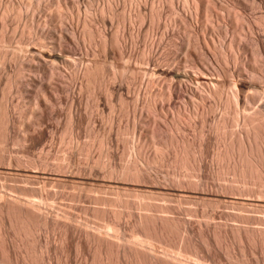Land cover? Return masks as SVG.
Segmentation results:
<instances>
[{
  "label": "bare ground",
  "instance_id": "1",
  "mask_svg": "<svg viewBox=\"0 0 264 264\" xmlns=\"http://www.w3.org/2000/svg\"><path fill=\"white\" fill-rule=\"evenodd\" d=\"M43 1L0 0L2 7L0 43L12 42L16 33L20 43L27 46L29 42L30 45L34 42L39 46V48H36L37 45L28 46L29 48L25 46V50L23 49L25 53L21 51L22 54L0 50V177L4 179L19 174L24 176L23 179H27V184L30 181L33 184L40 183L38 187L15 185L10 187L14 195L17 193L25 199L26 197L30 200L33 199L31 197L39 199L35 198L32 203L29 202L31 205L22 204L21 199H16L17 195L16 198L13 197L14 195L10 198L8 195L7 198L1 193L3 190H0L5 197L0 200V264H45L42 250L49 253L55 247L53 245L49 247L46 241L42 244L44 249H40L41 245L37 246L43 240H40L39 232L37 236L36 230L42 228L46 232H57L59 236L61 244L58 256L53 255L57 257L54 264H264V216L215 210L202 212L200 207L198 210L197 207L182 208L181 206L183 203L195 202H208L213 205L225 203L226 207L227 204H239L247 213L254 212L253 208L262 209L264 212V102L254 110L253 107H249L253 112L237 119L243 130L234 132L230 129L232 116L230 119L229 116H217L218 111L214 113L215 110H223L229 115L227 110L233 104L245 110L249 103L252 105L259 99L257 97L259 92H255L254 95L247 91L259 90L262 85L259 84L260 81L264 85V0H227V2L195 0L190 6L188 0H157L158 3H155L158 4V9H152L150 12L146 6L147 0H136V10L127 17L126 21L135 24L137 20H141L152 34L150 39L143 41L141 53L136 49L140 61L146 65L143 71L142 68L140 69L141 65H134L136 68L139 67L144 75L142 77L140 73L142 78L140 77V84L137 83L141 88L139 91L138 88L136 90L139 92L138 100L141 108L133 105V112L131 111L133 123L129 121L124 127H120L122 126L120 124L118 127L115 126L117 127H114L115 129H112L115 124L110 128H108L110 124L105 126L107 120L113 124L112 118H109L111 113L108 117L103 114L109 107L105 104L109 101L113 102L121 108L120 110L127 112L128 101L133 98V95L129 96V83L132 81L129 82L131 77L127 78L124 74L132 67L129 66L130 60H128L126 63L129 65L127 67L125 63L123 68L127 69L122 74L123 68L119 69L122 62L119 61L123 57L127 60L135 56L133 39L129 41V38H126L128 34L124 33L125 30L128 31L129 26L121 34L119 30L113 33L115 25L120 26L119 24L125 23L126 19L123 14L120 13L121 16L119 14V0H105V6L101 8L98 6V11L91 8L96 0ZM250 5L260 8L261 14L259 16L255 14L258 17L245 16L244 11ZM48 9L50 11L46 12ZM167 13L172 14L169 15V19ZM12 18L17 19L16 23ZM5 21L9 22L10 26L15 24L11 34H8L7 28L5 31L8 33L3 32ZM135 26L140 30L141 25ZM179 27L187 33L184 39V36L182 37L181 42L176 40L177 37L181 39V36L176 34ZM243 31H247L252 37L249 41L251 42L250 54L248 53L250 57L247 56L248 61L243 60L244 62L241 63L243 58H240L239 51L250 48L239 37L244 33ZM136 42H139L138 39ZM174 46L178 47L179 53L176 52L177 49H173ZM181 51L185 55H180ZM81 55H86L87 59L93 58L91 62L88 60L90 63L86 61V64H83L84 62L81 61L84 59H80ZM98 56L101 58L97 59ZM188 66L194 69L196 75L191 73L192 69L191 71L186 69ZM134 72L136 73L135 69ZM147 73L149 76L145 77ZM123 75L128 80L122 78ZM134 76L136 79L140 75L136 73ZM133 82L136 83L134 80ZM148 85L151 88L146 89ZM227 87L232 88L231 92L225 91ZM13 91L17 93L16 96L14 95L16 98L18 94L26 97L24 99L29 98L30 105L23 99L29 107L26 108L22 100L18 101L21 99L19 96L18 100L12 97ZM102 91L109 96L110 100L107 102L104 100L107 97L103 96ZM52 94L66 96L67 99L63 100L65 103L67 101L66 106H68L66 127L64 128L60 123V126L53 127V132L63 133L66 137L68 135L69 141L68 138L67 141L70 143L68 146H73L66 149V155L63 153L65 156L62 155L65 163L56 162L59 166L56 163L54 166L53 163L52 166L55 168L52 167L53 170L50 172L48 166L52 161H48L49 153L43 151V154L41 151L42 155L36 157L31 148L40 145L47 136L50 137V131L47 129L49 124H56L55 120L62 115L60 112L61 114L53 119L54 123L51 122V114L55 115L56 111L52 112V109L50 111L49 105L52 106V103H56L59 99ZM88 100H93L92 103L96 101V107L99 106L101 111L99 116L95 111L94 113L90 111V114L89 111H84V107V110L82 109V105L86 106ZM262 100H264L263 96ZM59 105L56 108L59 109ZM92 105L90 104L91 107ZM23 106L26 109L22 110ZM110 107L113 105L111 104ZM232 108L231 110L235 109ZM111 109L113 111V108ZM48 111L51 113L48 114ZM87 113L96 114V117L88 116ZM144 114L149 120L143 122L141 118ZM27 115L30 121L25 120ZM48 115H51V118L47 117ZM183 115L189 118V123H183ZM46 118H50L49 124L48 122L46 124ZM60 119L59 117L58 120ZM84 122L86 126L91 125L90 130L82 126ZM142 122L145 123V129ZM16 124L21 125L22 129L18 125L17 127L23 131L22 134L18 133L19 129L15 132ZM191 130L193 138L186 136V133L183 134ZM171 131L177 134L171 135L169 133ZM212 132H215V135H212ZM126 133H133L132 137L135 134V140H129L131 143H128L126 152L122 151L132 159L127 164L126 162L121 164L119 155L122 153L116 151L118 144L114 136L116 135L117 138L118 135L119 138ZM83 134L91 138L89 139L91 143L80 142ZM51 137L54 138L53 135ZM63 139L66 143V139L64 137ZM144 140L149 141L155 152L149 154L147 151L148 155L145 153L148 148ZM12 145L19 146L17 152L21 157L23 156L22 158L9 152L15 149H10ZM96 145L101 150L99 156L86 157ZM45 146L49 148L51 145ZM53 146L54 143L52 149ZM48 148L47 151H50ZM54 148L56 149L55 146ZM77 152L86 155L78 159L80 157H76ZM55 156L54 158H57ZM57 156L58 160L59 157H61L60 161L63 160L62 156L58 154ZM209 156L219 163L214 169L209 165L211 162V158L207 159ZM54 158L52 160H55ZM84 158L88 160L85 161ZM77 159L83 160V163L78 162L76 170L74 165ZM207 160L210 162L208 163ZM140 162L144 165L142 166ZM152 164L154 166H151ZM155 164L158 167H173V171L179 170L180 173H184L180 171L184 170L196 180L194 182L190 178L193 183L188 182L187 179L185 181L184 178L180 180L181 177L177 172L179 180L174 184H168L162 181L163 176L159 172L149 170L155 168ZM221 181L225 183L232 181L242 185L235 186L236 183L235 185L231 183L234 185L231 186L222 184ZM250 183H256L258 188L255 189V185H251L253 188L250 186L247 188ZM47 185L63 188V191L68 185L79 186V190L80 186L83 188L86 186L89 192L98 191V193L106 189L108 195L101 193L102 195L92 196L93 193H89L90 197L88 193L84 195L83 192H78L77 187L75 189L74 186L71 187L76 193L75 191L66 193L62 192V189L57 190L58 188L50 190L49 187L46 188ZM233 194L241 197L237 200ZM152 196H159L167 201L175 197L177 201L174 202L182 204L180 207L171 203L148 201ZM250 196L256 197L255 200H251L253 197L248 198ZM129 197H135L139 201L133 202L134 200L131 201ZM63 199L82 204L88 200L93 204L101 205L98 208H91L79 203V205L74 204L76 206L72 210L91 215L100 222L101 228L106 232L98 233L99 229L91 231L92 227L87 228L83 222L75 224L79 213L76 216L72 210L62 208L63 205L59 207L55 203L58 210H54L55 207L50 201L53 203L60 201L58 203L61 205ZM48 204L53 207L51 205L48 207ZM198 216L207 219L218 217L226 222L222 223V226H215L210 222L195 223L196 221L191 220L192 217ZM228 221L237 222L239 225H236L237 223L230 225ZM81 224L86 228H82ZM253 224L263 228H258L259 226L254 228ZM29 237H32V242H29L31 241ZM47 242L52 243L49 240ZM73 254L79 255L76 258L80 259H75Z\"/></svg>",
  "mask_w": 264,
  "mask_h": 264
},
{
  "label": "rangeland",
  "instance_id": "2",
  "mask_svg": "<svg viewBox=\"0 0 264 264\" xmlns=\"http://www.w3.org/2000/svg\"><path fill=\"white\" fill-rule=\"evenodd\" d=\"M37 1H38V0H37ZM39 1H43V0H39ZM44 1H45V0H44ZM44 1H43V2H44ZM122 1H123V0H119L120 10H121V11L119 10V14H120V13L123 14L124 18H126V19H125V23H123V24H119L120 26H118V25L116 24V25H115L116 27L113 28V30L115 29V30H114L115 32H113V31H112V32L115 34L116 31L119 30L118 32H119V34H121V33L125 30V28H127V27L129 26V27L127 28L128 31L125 30L124 33H125V35L128 34V35H130V36L132 35V37H133V38H132V37H130V36H128V35H127L128 37L126 36L127 39L129 38V39H128L129 41H130V39H131V40L133 39V42H134V43H132V44H133L132 47L134 46L133 48H134V54H135V56L132 57V58H127V60H126V57H123V58L120 59L121 61H119L120 63L122 62L121 64L119 63V64H120V65H119V69H122L123 66H125V65L127 64L126 62H127L128 60H130V62L128 61V63H129L130 65L127 64L126 66L128 67V65H129V66H131L132 68H131V69H128L129 71H128V72L126 71L127 73L125 72L127 75L124 74V71L127 69L126 67H125V69L123 68V71L121 70V72H122V74H124L127 78H128V77H131V79H130V78H129V80L126 79V77H124V75H123V77H122V76H121V77H122V78H125V79L128 80L129 82L132 81V83H129V86H130V87H129V93H130L129 96H130V95H133V98H132V99L130 98L131 100L129 99V101H128V102L130 103L131 106H129V103H128V109H129V110L127 109V112H128V113H127L126 111L124 112L123 110H120L121 108H119V106H118L117 104L115 105V103L113 104V102L111 103L110 101L107 102L108 100H110V99L108 98L109 96H107V94H106L104 91H102V92L104 93L103 96L106 95V97H107L106 99L104 98V100L107 102L105 105H106V107L109 106V107H107V109L105 110V112H103V114H104L105 117H108V115L111 113L110 116H109V118H110V119L112 118L111 121H112V123H113V124H111L110 120H107L105 126H108V125L110 124V125L108 126V128H110L111 125L113 126V125L115 124V125L112 127V129H113L115 126L118 127L120 124L122 125V126H120V127H124L129 121H130V122L132 121L131 123H133V119H132L133 105H137L138 107L141 108V105L139 104V103H140V100H138V98H139V92H138V91H139V89L141 88L140 85H139V84H140V77H141V74H140V73H142V71H143L144 67H146V65H145L143 62L140 61V59H139V58H140L139 52L141 53L142 46H143V43H144L143 41H145L146 39H147V40L150 39L149 37H150V34H151V32L147 30V27H146L145 22H143V21L141 22V20H137V22L139 21V23L135 22V24H134V23H131V24H130V23H128L129 21H126V20H128L127 17H128L129 15H131L133 12H135V10H136V9H135V8L137 7V6H136V0H133V1H131V0H128V1L125 0V1H123L124 3H123ZM129 1H130V2H129ZM148 1H149V3H148ZM182 1H183V0H182ZM189 1H191V0H188V5L190 6V3H191V5L194 4L193 1H195V0H192L191 2H189ZM225 1L227 2V0H225ZM94 2H95V3H94L95 5L92 3L93 5L91 4V5H92L91 8H93V10L96 9V11H98V10H99V7H98V6H100V8H101L102 6H105V3H104V2H106V1L103 0V2H102V0H98V1L96 0V1H94ZM98 2H99V3H98ZM155 2H157V0H147V2H146V6H147L149 12H150L152 9H153V10L158 9V4H156ZM96 3H97V4H96ZM147 3H148V5H147ZM157 3H158V2H157ZM122 4H123V5H122ZM124 4H125V5H124ZM151 4H152V6H151ZM121 5H122V6H121ZM155 5H157V6H155ZM93 6H94V7H93ZM124 6H125V7H124ZM135 6H136V7H135ZM251 6H252V5L248 6L247 9L244 11V13H246L245 16H247V17H249V18H252L251 15L253 16V18H254V17H258L259 14H261V10H260V8L257 7V6H252V7H251ZM95 7H96V8H95ZM122 7H124V8H122ZM155 7H156V8H155ZM254 7H255V8H254ZM121 8H122V9H121ZM248 8H250V9H248ZM258 8H259V9H258ZM149 9H150V10H149ZM1 10H2V7L0 6V11H1ZM132 10H133V11H132ZM248 10H250V11H248ZM254 10H255V11H254ZM48 11H50V9L46 10V12H48ZM235 11H239V10H235ZM253 11H254V12H253ZM122 12H124V13H122ZM239 12H240V11H239ZM239 12H238V13H239ZM251 12H252L253 14H252ZM258 12H259V13H258ZM121 14H120V16H121ZM248 14H249V15H248ZM255 14L258 15V16H256ZM83 15H85V12H84ZM169 15L172 16V14H170V13H167V14H166V16H167L168 19H169ZM123 16H122V17H123ZM12 19H13V18H12ZM13 21H15L14 23H16L17 19L15 18V20L13 19ZM140 22H141V23H140ZM5 23H6V26H5V28H3V29H4L3 32H4L5 29L7 28L6 31L9 30V31H8L9 33L6 32V31H5V32L8 33V34H11V33H12V29H13L12 27H14L15 24L13 23V25L10 26V23H9V22H6V21H5ZM7 24H8V25H7ZM124 24H125V25H124ZM121 25H124V26L122 27ZM130 25H131L132 27H131ZM135 25H137L138 27H139V25H141L140 28H139L140 30H138V28H137ZM142 25H143V26H142ZM117 26H118L119 28H118ZM120 27H122V28H121L122 30L120 29ZM130 27H131V28H130ZM135 27H136V28H135ZM142 27H144V28L142 29ZM0 30H1V28H0ZM120 30H121V31H120ZM130 30H131V31H130ZM141 30H142V31H141ZM179 30L181 31V34H180V31H179ZM179 30H178V28H177V30H176L177 33H176V34L179 35V36H181V37H180L181 39H179V37H177L178 39H176V40L179 41V42H181V41H183V39L185 38V35H187V33L185 32V30H183V28L180 29V27H179ZM129 31H130L132 34H131ZM137 31H140V33L137 32ZM127 32H128V33H127ZM184 32H185V33H184ZM243 32H244V33H243V34H240L239 37H241V38H242L241 41H243V42H244L246 45H248V47H250V48H247V49H249V51H247L246 48H245V49L243 48L244 51H245V50L247 51V53L244 52L243 49L240 50V51H242V53L239 51V56H240V58H241V57L243 58V59L241 58V59H242L241 63L244 62L243 60L248 61V60H247V56H249V54H250V49H251V42H249V41H251L250 39H251V37H252V35L249 34V33H248V34H249V37H248L247 31H243ZM13 33H14V32H13ZM134 33H136V34H134ZM138 33H139V34H138ZM141 33H142V34H141ZM148 34H149V35H148ZM12 35H13V34H12ZM14 35H15V38L13 39L12 42H10V43L1 42V43H0V50H2V51H8V52H14V51H15V52H17V53H21V51H22V53H23V52L25 53V51H23V49L26 48V47H27V48H29L30 46L35 47V46L37 45L36 48H39L38 44H35L34 42H31V45H30V42H29V44H28L27 46H26V44H24V43H23V44H24V45H23L22 43H20V39L17 38V37H18V34L14 33ZM143 35H144V36H143ZM151 35H152V34H151ZM135 36H136L137 38H136ZM183 36H184V37H183ZM242 36H244V37H242ZM145 37H146V38H145ZM182 37H183V39H182ZM139 38H141V39L139 40ZM246 38H247V39H246ZM15 39H16V40H15ZM135 39H136V41H137V39H138L139 42H136ZM17 40H18V42H17ZM246 40H247V41H246ZM141 42H142V44H141ZM247 42H248L249 44H248ZM135 43H136V44H135ZM138 43H139V44H138ZM4 45H5V46H4ZM9 46H10V47H9ZM18 46H19V47H18ZM25 46H26V47H25ZM28 46H29V47H28ZM13 47H14V49H13ZM22 47H23V48H22ZM177 48H178V47L174 46L173 49L175 50V49H177ZM8 49H9V50H8ZM20 49H21V50H20ZM136 49H137L139 52H138ZM24 50H25V49H24ZM18 51H19V52H18ZM179 51H180V50H178V49L176 50V52H178V53H179ZM22 53H21V54H22ZM180 53H181L180 55H185L183 51H181ZM248 53H249V54H248ZM242 55H243V56H242ZM81 56H82V55H81ZM81 56H80V57H81ZM85 56H86V55H83V56L80 58V59H84L85 61H84V60H82V61L80 60V61H81L82 63L84 62L83 64L90 63V62H91V59H92L93 57L90 58V59H87V58H86L87 56H86V57H85ZM138 56H139V57H138ZM244 56H245V57H244ZM90 57H91V56H90ZM135 57H136V58H135ZM249 57H250V56H249ZM249 57H248V58H249ZM88 58H89V56H88ZM100 58H101V57H99V56L97 57V59H100ZM124 58H125V61H124ZM78 59H79V56H78ZM137 59H138L139 61H138ZM88 60H89L90 62H89ZM135 60H136V61H135ZM86 61H87V62H86ZM132 61H133V62H132ZM85 62H86V63H85ZM131 62H132V63H131ZM134 62H135V63H134ZM137 62H138V64H137ZM139 62L142 63V64H140ZM125 63H126V64H125ZM134 65H135V66H136V65H139V66L141 65L140 69L142 68V71L139 70V67L136 68ZM142 65H143V66H142ZM144 65H145V66H144ZM120 66H121V67H120ZM134 67H135V68H134ZM189 68H190V69H189ZM134 69H135L137 75H140L139 77H138V76L136 77L137 81H136L135 76H134V75H136V73L134 72ZM186 69H188V70L191 71L192 68L188 66V67H186ZM131 70H132L133 72H131ZM137 70H138V71H137ZM192 71H193V72H192ZM192 71H191V73H192L193 75H196V74H195L196 72L194 71V69H192ZM121 72H120V70H119V73H121ZM129 73H130V74H129ZM132 73H133V74H132ZM122 74H120V75H122ZM128 74L131 75V76H129ZM132 75H133V76H132ZM147 76H149L148 73L145 75V77H147ZM142 77H144L143 73H142ZM142 77H141V78H142ZM138 78H139V79H138ZM125 79H124V80H125ZM133 80H134L136 83H134ZM137 82H139V84H138ZM130 84H132V85H130ZM133 84H135V85L133 86ZM259 84H260V85H261V84L263 85V83H262L261 81H260ZM137 85H139V87H138ZM262 85L260 86L259 90H263V86H264V85H263V86H262ZM131 86H133V87H131ZM134 87H135L136 89H135ZM148 87L151 88V86L148 85V86L146 87V89H147ZM261 87H262V89H261ZM131 88H132V89H131ZM137 88H138V91H136ZM134 89H135V91H134ZM149 90H151V89H149ZM149 90H146V92H149ZM231 90H232L231 87H229V89H228V87H227V89L225 88V91H226V92H231ZM259 90L255 91V90H252V89H251V90H250L251 92H249V90L247 91L248 93H253L254 95H256V93L259 92V93L257 94V97H258L259 99L257 98L258 100L254 103V104H255V107H254V104L250 105V103H249L248 106H247V108H246V109H248V111H247L246 109H245V110H246V111H245L243 108L237 106L236 104H233L232 107L234 106L233 108H235V109H233L232 107H231V108L234 110V113H233V110H231V108H229V110H227V113H228L229 115H227L226 112L223 111V110H215L214 113H217V111H218V113H217L218 115H217V116H220V115H224V116H227V117L229 116L230 119H231V116H232V119H231V125H230V129L232 130V132L237 131V130H243L242 125H241L240 123H239V124L237 123V119H240L241 116L244 115V114H245V115L250 114L251 112H253L254 109H256V108L259 106V104H261V103L264 102V100H262V96H263V99H264V90H263V91H259ZM132 91H133V92H132ZM252 91H253V92H252ZM13 92H14V91H13ZM13 92H12V94H11L12 97H14L16 100H18L19 97H20L21 99H19L18 101H21V100H22V104H23V102H24V105H25L29 98L27 97L28 99H24V98H26V97H22V96L19 95V94L17 95V98H16L15 96H16L17 93L14 92V93H15V94H14ZM136 92H138V93H136ZM255 92H256V93H255ZM261 92H262L263 94H262ZM53 93H54V92H53ZM132 93H133V94H132ZM135 93H136V94H135ZM248 93H247V94H248ZM260 93H261V94H260ZM60 94H63V93H60ZM14 95H15V96H14ZM52 95H53V97H57V99H58V98H59V99L57 100L56 103L53 102V103L56 104V105H54L53 103H52V106L49 105V110L52 109V112H53V111H54V112L56 111L57 113L55 112V115H54V113L51 114V115H52V119H50V118H51V115H50V116L48 115L47 117H50V118H46V124H47V122H48V124H49V123H50V120H52L51 122H53V119H54V118L56 119V117L62 113V115H61V116H58L57 119L55 120V123H56V124H51V123H50V124H49V127L47 128L48 131H50V132L52 133L53 137H54L55 134H56V136H55L53 139H54V140H57V141L54 142V140H53L52 137H51L52 135H51V133L49 132L50 137L47 136V138H49L50 141H49L47 138H45L46 140L43 139V141L40 142V145L37 144V145H35L36 147L34 146V147L31 148V151H32V152L34 151L33 154H34L36 157H37V155H38V156L42 155V154H40L41 151H42L41 153H43V154H44L45 151L47 152V154L49 153L48 155H50V156H49L50 158L48 159V161H52L51 164H50V162H49V165H50L51 167L48 166V167H49L48 171L50 170V172H52V170H53L52 167H54V166H56V165L59 166V165L57 164L58 161H59V162H62L63 164L65 163V161H64V160H65L64 156L66 155L65 151H66V149L68 150L69 148H71V147L73 146V145H71V147H69V146H70V143H68V141H69V137H68L67 134H66V135H67V137H66V136H64L63 133H57V132L55 133V132H53V131H54V130H53V127L56 126V125H57V126H58V125L60 126V123H62L61 126L63 125L64 128L66 127V124L68 123V116H67V115H68V109H67L68 106H66L67 101H66V103H65V101L63 100L64 98H65V100L67 99L66 96H63V95H65V94H63L62 96H61V95L58 96L59 94H58V95L55 94V96H54V94H52ZM134 95H135V96H134ZM18 96H19V97H18ZM48 96L50 97V95H48ZM130 97H132V96H130ZM136 97H137V98H136ZM23 99L26 100V102L23 101ZM60 99H61L62 101H61ZM134 99H136L137 101L134 100ZM49 100H50V99H49ZM59 100H60L61 105H59V104H60V103L58 102ZM63 101H64V102H63ZM89 101H91V103H89ZM105 101H103V102L105 103ZM179 101H180V100H179ZM92 102H93V100H88V102L86 103L87 108H86L85 105H82V109L84 110V108H85L84 111H85V112H88V111H89L88 113H90V111H91V113H94L93 111H95V113L97 112L96 114L99 116V115L101 114V113H100V112H101V111H100V107H99V106L96 107V101H94V103H92ZM137 102H138V103H137ZM57 103H58V104H57ZM63 103H64V104H63ZM108 103H111V104L113 105V107H110L111 104L108 105ZM136 103H137V104H136ZM257 103H258V104H257ZM27 104L30 105V100L28 101ZM27 104L25 105L26 108H27V106L29 107V105H27ZM90 104H91V105L94 104L95 106L92 105V107H91ZM57 105H59V109L56 108ZM249 105H250V106H249ZM53 106H54V107H53ZM89 106H90V107H89ZM137 106H136V107H137ZM256 106H257V107H256ZM23 107H24V106H23ZM25 107L22 108V110L26 109ZM50 107H51V108H50ZM52 107H53V108H52ZM57 107H58V106H57ZM66 107H67V108H66ZM83 107H84V108H83ZM88 107H89L90 109L92 108V110H90ZM130 107H131V108H130ZM138 107H137V108H138ZM249 107H253V108H252L253 110L251 111V110L249 109ZM55 108L58 109L59 112H58V110H56ZM60 108L62 109L61 111H60ZM108 108H109L110 110H109ZM111 108H113V111H112ZM237 108L239 109L238 111L236 110ZM53 109H54V110H53ZM98 109H99V111H97ZM114 109H115L116 111H115ZM130 109H131V110H130ZM143 109H144V111H146L145 108H143ZM83 110H81V111H82V113L85 114V112H84ZM107 110H109L110 112H109V111L107 112ZM118 110H119V111H118ZM241 110H242L243 113H241ZM50 111H51V110H50ZM62 111H63V112H62ZM64 111H66L65 114H64ZM131 111H132V112H131ZM229 111H230V112H229ZM60 112H61V113H60ZM248 112H249V113H248ZM49 113H51V112L48 111V114H49ZM88 113H87V115H88ZM91 113H90V114H91ZM105 113H106V114H105ZM119 113H120L122 116H121ZM124 113H125V115H124ZM235 113H236V114H235ZM96 114H94V115L92 114V115H88V116H95V117H96ZM128 114H129V115H128ZM63 115H64V116H63ZM123 115H124L125 117H124ZM127 115H128V118H127ZM145 115H146V114H144V116H145ZM233 115H234V117H233ZM237 115L239 116V118H238ZM53 116H54V117H53ZM65 116H66V117H65ZM144 116H142V118H141V120H142L143 122H144V120H149V118L147 117V115H146L145 118H144ZM236 116H237V117H236ZM19 117H20V116L18 115V118H19ZM28 117H29V115L26 116V118H25L26 121H30ZM59 117L61 118L60 120H58ZM181 117H182V116H181ZM118 118H119V119H118ZM146 118H148V119H146ZM49 119H50V120H49ZM65 119H66V120H65ZM131 119H132V120H131ZM136 119H137V118H136ZM182 119H183V123H189V122H190L189 118H187V117L184 116V115H183V118H182ZM233 119H234V121H233ZM137 120H138V119H137ZM137 120H135V122H137ZM184 120H185V122H184ZM59 121H60V122H59ZM66 121H67V122H66ZM108 121H109V122H108ZM235 121H236V122H235ZM58 122H59V123H58ZM64 122H65V123H64ZM143 122H142V124L144 125V129H145L146 126H145V123H143ZM146 122H147V121H146ZM53 123H54V122H53ZM107 123H108V124H107ZM83 124H84V125H82V126L86 127L87 130H90V128H91V125H90V124L87 123V124H88L87 126H86V122H84ZM117 124H118V125H117ZM232 124H234V125H232ZM17 125H18V124L15 125L16 128L14 127V128H15V132H17V130L19 129L18 127L21 126V125L19 124L18 127H17ZM88 127H89V129H88ZM117 127H115V128H117ZM241 127H242V128H241ZM20 128L22 129V127H20ZM51 128H52V129H51ZM60 128H61V127H60ZM115 128H114V129H115ZM21 129H19L20 132H19V130H18V133H21V131H22ZM49 129H50V130H49ZM62 129H63V127H62ZM231 130H230V131H231ZM191 131H192V130H191ZM191 131H185V132H183V134L185 135V133H186V136H189L190 138H193V136H192L193 131H192V132H191ZM22 133H23V131H22ZM22 133H21V134H22ZM53 133H54V134H53ZM169 133H170L171 135H172L173 133H174V134H177V133L174 132V131H171V132H169ZM187 133H188V135H187ZM189 133H190V134L192 133V134L190 135ZM132 134H133V133H131V134H130V133H126V134L120 135L119 138H118V135H117V138H118L119 140H117V138L115 137L116 135L114 136V138H115L116 141H117L116 144H118V145H116L118 148L115 147V148L117 149L116 151H117V153H119V154L122 153V154L119 155V157L121 156V157H120L121 160L119 161L121 164H123V163H125V162H126L125 164H127V163H129V162L131 161V159H132V157H130V155H128V154H127V155H124L125 152H126L125 150L127 149L126 147L129 145L128 143H131V142H129V140H130V139H131L130 141H134V140H135V134H134L133 137H132ZM174 134H173V135H174ZM57 135H58V136H57ZM61 135L66 139V143H64V142H65L64 139L62 140L63 137H62ZM84 135H85V134L82 135V137H81V139H80V142H81V143L88 144V141H89V143H91V141H90L91 138H90L89 136L86 137V135H85V136H84ZM212 135H215V132H214V133L212 132ZM84 137H85V138H84ZM56 138H57V139H56ZM67 138H68V141H67ZM89 139H90V140H89ZM125 139H128V141L125 140ZM132 139H133V140H132ZM51 140H52V141H51ZM83 140H84V141H83ZM85 140H86V141H85ZM123 140H124V141H123ZM45 141H46V142H45ZM47 141H48V142H47ZM82 141H83V142H82ZM125 141H127V142H125ZM42 142H43V143H42ZM62 142H63V143H62ZM118 142H119V143H118ZM147 142H148V143H147ZM46 143H48V144H46ZM51 143H52V144H51ZM53 143H54V146L56 147V149H55L54 146H53V149H54V150L52 149V145H53ZM144 143L146 144V147L148 148L147 150H145V153H146L147 151H149V152H148L149 154H152V152H155V148H154L153 146L149 145V141H148V140H146V141L144 140ZM24 144H25V143H24ZM42 144H44V145H42ZM65 144H67V145H65ZM119 144H120V145H119ZM125 144H126V145H125ZM26 145H28V143H26ZM41 145H42L43 147H41ZM45 145H49V146L51 145V146L48 148V146H45ZM68 145H69V146H68ZM122 145H123V146H122ZM12 146H13V145H12ZM12 146H11L10 149L15 148L16 150H15V149H14L13 151H12V150H9V152H10V153L12 152V153H11L12 155L15 154L14 156H16V157L19 156L18 158H20V157H21V156H20L21 154H20V153L18 154V152H17V151H18L17 149H19V148H18L19 146H18V145H14L15 147H14V146L12 147ZM119 146H120L121 148H120ZM38 147H39V148H38ZM40 147H41V148H40ZM44 147H45V148H44ZM67 147H68V148H67ZM146 147L144 146L143 148L145 149ZM37 148H38V150H37ZM47 148L50 149V151H49V150L47 151ZM59 148H60V149H59ZM119 148H120V149H119ZM91 149H93V147H92ZM150 149H151V150H150ZM36 150H37V151H36ZM39 150H40V151H39ZM94 150H95V151H94ZM38 151H39V153H38ZM43 151H44V152H43ZM52 151H55V152L53 153ZM100 151H101L100 148L96 145V146H94V149H93L92 151L90 150V152H89L90 155H86V154H83V153H82V154L79 153V154H80V155H79L78 152H77V153H76V157H80V158H78V159H81V157L83 158V157L86 155V157L91 156V157L96 158V156H97V157L99 156ZM122 151H125V152H122ZM150 151H151V152H150ZM13 152H15V153H13ZM16 152H17L18 155H16ZM36 152H37L38 154H35ZM51 152H52V153H51ZM66 152H67V151H66ZM91 152H93L92 154H94V153H96V154H94V155L92 156ZM63 153H64L65 155H64ZM45 154H46V153H45ZM51 154H52V155L56 154V156H55V155H54V156L57 157V158H58L57 154L60 155V156L64 155V156H62V157H63V160L60 161V160H61V157H59L60 160H58L57 158H54V156H52ZM146 154H147V153H146ZM82 155H83V156H82ZM147 155H148V154H147ZM22 157H23V156H22ZM22 157H21V158H22ZM51 157H52V158H51ZM129 157H130V158H129ZM53 158H54L55 160H52ZM120 158H119V159H120ZM210 158H211V156L207 157L208 160H210ZM78 159H77L76 164L74 165V169H76V168L78 169V162H79V164H80V163H83V160L78 161ZM86 159H87V158H84L85 161L88 160V159H87V160H86ZM122 159H124V160H122ZM56 160H57V161H56ZM208 160H207V161H208ZM53 161H54V162H53ZM63 161H64V162H63ZM121 161H122V162H121ZM123 161H124V162H123ZM127 161H128V162H127ZM210 161H211V162H210ZM210 161H208V163H209V162L211 163V164L209 163V165H211V168H213V169H214L217 165H219V163H218L216 160L212 159V158H211ZM56 162H57V163H56ZM214 162H215L216 164H215ZM53 163H54V166H52ZM55 163H56V165H55ZM140 163H141V162H140ZM59 164L61 165V163H59ZM63 164H62V165H63ZM84 164H85V162H84ZM84 164H83V165H84ZM141 164H142V166L144 165L143 163H141ZM81 165H82V164H81ZM83 165H82V166H83ZM212 165H213V166H212ZM215 165H216V166H215ZM75 166H76V167H75ZM151 166H154V164H152ZM48 167H47V168H48ZM79 167H80V165H79ZM144 167L147 168L146 166H144ZM157 167H158L157 164H155V168L152 167V168L149 169V170H151V171H153V172H159V173L161 174V176L165 177V178H163V177L160 176V177L162 178V181H165V182L168 183V184H174V182L176 183V180L178 181V180H179V177H181L180 180H183V178L185 179V181L189 180L188 182H192V181H190V178H191V180H193L194 182H195V180H196L194 176H191L189 173H187V172L184 171V170H180L181 172H184V173H180V172H178L179 170H175V171H173L174 168H173V167H170V166H165V167H163V166L160 167V166H159L160 168H159V167L157 168ZM50 168H51V169H50ZM54 168H55V167H54ZM161 168H162V169H161ZM77 169H76V170H77ZM153 169H154L155 171H154ZM157 169H159V170H157ZM163 169H164V170H163ZM160 171H161V172H160ZM165 171H166V172H165ZM174 172H175V174H174ZM177 172H178L179 174H178ZM15 173H16V172H15ZM159 173H158V174H159ZM177 174L179 175V177H178ZM181 174H183V175H181ZM184 174H186V175L184 176ZM167 175H168L169 177H168ZM188 175H189V176H188ZM14 176H15V177H14ZM14 176H12V177H7L8 179H7V178H4V179H3V177H0V190H1V191L3 190L2 192H1V191H0V192H1L3 195H6L5 197H7V198H8V195H9V198L11 197V195H12V196L14 195V194H13V191L11 192V188H10L11 186H14V185H15V186H31V187H38V186L40 185V183H39V184H37V183H36V184H35V183L33 184L31 181L28 182V184H27V181H26L27 179H23L24 176H22V175L19 176V174H17V175H14ZM175 176H176V177H175ZM186 176H188V177H186ZM20 177H21V178H20ZM168 178H169V180H168ZM173 178H174L175 180H172ZM193 178H194V179H193ZM164 179H165V180H164ZM166 179H167V180H166ZM186 179H187V180H186ZM23 180H24V181H23ZM171 180H172L173 183L171 182ZM169 182H170V183H169ZM217 182L220 183V181H217ZM221 182H222V184H229V185H231V183H233V184L235 185V183H236L235 186H241V185H242V184H239V183L237 184V182H232V181H227V183H225V182H223V181H221ZM228 182H229V183H228ZM7 183H8V184H7ZM192 183H193V182H192ZM24 184H25V185H24ZM233 184H232V185H233ZM32 185H33V186H32ZM232 185H231V186H232ZM234 185H233V186H234ZM251 185H252V186L255 185V186H254L255 189L258 188V186L256 185V183H255V184L250 183V184H248V187H247V185H244V186L247 187V188H249V186H250V188H251V187H252ZM5 186H6V187H5ZM7 186H8V187H7ZM71 186H74V188L77 187V186H75V185H71ZM71 186L69 187V185H68V186H67L68 188L66 187V189H65V187H64V191H65L66 193H69V192H70V193H73L72 191H75V193H76V190H77L78 192H81V193L83 192L82 194H84V195H86V193H88V194H89V193H90V194L93 193L92 196H95V195H102V194H104V193L108 195V193H106V191H107L106 189H104L105 192H103L104 190H102L101 192L99 191V193H98V191H94V192H95V194H94L93 191H90V192H89V190H88V188H86V186H85L84 188L80 186V188H81L80 190H79V186L77 187V189L75 188L76 190H74L73 187H71ZM256 186H257V187H256ZM4 187H5V188H4ZM48 187H49V185L46 186V188H48ZM51 188H53V189H51ZM57 188H58V189H57ZM57 188L51 185V187H49L48 189H50V190H54V189L56 190V189H57V190H59V191H61L60 189H62V192H64V191H63V188H60V189H59V187H57ZM70 188H72V189H70ZM209 188H210V187H209ZM252 188H253V187H252ZM83 189H84L86 192L83 191ZM211 189H215V188H212V187H211ZM4 190H5V191H4ZM87 190H88V191H87ZM68 191H69V192H68ZM107 192H108V191H107ZM1 193H0V200H2V198L4 197ZM5 193H6V194H5ZM7 193H8V194H7ZM14 193H15V192H14ZM101 193H102V194H101ZM90 194H89V195H90ZM105 194H104V195H105ZM16 195H17V193H16ZM16 195H14L13 197L16 198V197L18 196L16 199H18V198L21 199V200H20L21 203H22V204H25V205H31L30 203H32V202L34 201L33 199L36 198V197H31V198H33V199L30 200V198H28V197H26V199H25V197H23V196L21 197V195H17V196H16ZM233 195H234L233 197H235V199H236V197H237V200H239L238 198L241 197V195H239V197H238V194H233ZM1 196H2V197H1ZM87 196H88V195H87ZM5 197H4V198H5ZM13 197H12V198H13ZM88 197H89V196H88ZM90 197H91V195H90ZM246 197H247V196H246ZM251 197H253L251 200H253V199L255 200V198H256V197L254 198V196H250V197H248V198H251ZM4 198H3V199H4ZM23 198H24L25 200H23ZM127 198H128V197H127ZM129 198H131V201L134 200L133 202H136L135 200H138V199L135 198V197H133V198H132V197H129ZM152 198H153V199H152ZM152 198H148V201H150V202H154V203H171V204H173V205L176 204L177 206H180V205L182 204V203L179 204V203H177V202H174V201H177V198H176V200L174 199L175 197H173V199H174V200L172 199L173 201H172V200H171V201H170V200L167 201V200H165V199H163L162 197H159V196H152ZM160 198H161V200H160ZM19 199H18V200H19ZM27 199H28V200H27ZM260 199H261V198H260ZM29 200H30V201H29ZM36 200H39V199L36 198ZM146 200H147V199H146ZM159 200H160V201H159ZM162 200H163V201H162ZM164 200H165V202H164ZM263 200H264V198H263ZM26 201H27L28 203H27ZM70 201H71V200H70ZM70 201H69V199H63V201L61 200V205H59L60 203H58V202H60V201H58V202H54V203L50 201V203L53 204V206L55 207L54 210H58V209H56V208H57L58 206L61 207L62 205H63L62 208H65V210H67V209L72 210V209H74V206L79 205V203H81V202L75 203V201H71V202H70ZM138 201H139V200H138ZM138 201H137V202H138ZM29 202H30V203H29ZM63 202H64V203H63ZM48 203H49V202H48ZM55 203L58 204L57 207L55 206V205H56ZM88 203H89V204H88ZM51 204H48V207H50L49 205H51ZM69 204H70L73 208H72ZM74 204H76V205H74ZM84 204H86V206H87V205L90 206L91 208H93V207L98 208V206H99V207L101 206V205L93 204V203H91V201H88V200H87L85 203L83 202V204L81 203L80 205H83V206H84ZM178 204H179V205H178ZM193 204H195V205H193ZM218 204H219V205H218ZM218 204H214V205H213V204H210V203H208V202H202V203H201V202H199V203H198V202H197V203L195 202V203H191V204L183 203L181 206H182V208H185L184 206H186V207H188V208H191V207H192V208H193V207L196 208V207H197L198 210H200V209H199V207H200V208H202V209H201L202 212H205L206 210H207V211L215 210V211H220V212H222V211H225V212H226V211H227V212L237 213V214H238V212H239L240 214H250V215L252 214V215H254V216H255V215H257V216H264V212L262 211V209H261V210H260V209L258 210V209L253 208L252 210H254V212H251V211H250V212L247 213V211H243L244 207H242V206L239 205V204H238V205H237V204H234V205L231 204L232 206H231L230 204H227V207L224 205L225 203H224V204L222 203V205H221L220 203H218ZM191 205H192V206H191ZM200 205H201V206H200ZM203 205H204V206H203ZM51 206H52V205H51ZM53 206H52V207H53ZM66 206H67V207H66ZM181 206H180V207H181ZM202 206H203V207H202ZM240 206L242 207V209H241ZM95 208H94V209H95ZM238 208H239V209H238ZM219 209H220V210H219ZM115 210H116V209H115ZM132 210H133V209H132ZM245 210H248V209H245ZM78 211H79V210H78ZM78 211H77V210H76V211H75V210H72V212H74V213L76 214V216L79 215L78 218L76 217V221H75V222H77V223L74 222L75 224H80V223H78V222H81V223L83 222L84 224L87 225V228L90 229V228L92 227V228L90 229L91 231H92V230L95 231L96 229H99L100 231L97 230L98 233H99V232H100V233L102 232L101 234H103V232H106L105 229L101 228V226H100V224H99L100 222H98L97 219H95L94 217H91V215H89V214L87 215L86 213H83L82 211H79V212H78ZM77 213H79V214L77 215ZM194 218H195V219H194ZM198 218H199V219H198ZM82 219H83V220H82ZM196 219H197V220H196ZM79 220H81V221H79ZM123 220H124V218H123ZM191 220H193L194 222L196 221L195 223H197V222L209 223V222H210L212 225H215V226H219V225L222 226V225H223L222 223H225V222H226V221H224L223 219L218 218V217H216L215 219H207V218L204 217V216L192 217ZM85 221L88 222V224H87ZM217 221H218V222H217ZM97 222H98V223H97ZM89 223H90V224H89ZM213 223H214V224H213ZM227 223H228V224L231 223L230 225H232V224H236L237 222H233V221L230 222V221H228ZM97 224H98V225H97ZM221 224H222V225H221ZM88 225H89V227H88ZM96 225H97V226H96ZM236 225H239V223H237ZM254 225H255V224H253V226H254ZM80 226H81L82 228H84V227L86 228V226L83 227V224H81ZM90 226H91V227H90ZM251 226H252V225H251ZM253 226H252V227H253ZM256 226H259V225L256 224ZM256 226H254V228H255ZM99 227H100V228H99ZM260 227L263 228L262 226H259L258 228H260ZM39 229H40V228H39ZM42 229H43V228H42ZM42 229H41V230H36V231H37V232H36V233H37V236H38V232H39V234H40V235H39V238H40L41 241L43 240V241L41 242V244H39V245H37V246H40V245L42 246V244L44 243V241H46L45 243H48L47 245H48L49 247H52V245H53V246L56 248V249H55V248H52L53 251H54V250H55V251L53 252L52 250H50V252H49L50 254H49V253H46L44 250H42L43 253L41 252V253L43 254V257H44V260H45V264H46V263H48V264H54V263L56 262L55 259L57 258L56 256H58L57 253H58V249H59L60 244H61V243L59 242L60 239H58L59 236L57 235V232H52V233H51V232H46V231H44V229H43V230H42ZM89 229H88V230H89ZM102 229H103V230H102ZM97 231H96V233H97ZM46 234H47V235H46ZM45 235H46V236H45ZM51 235H52V236H51ZM34 236H36V234H35ZM34 236H33V237H34ZM41 236H42V239H41ZM43 237H44V238L46 237L47 240H49L50 243H51V242H52V243L49 244V242H47L46 238L43 239ZM54 237H55V238H54ZM29 239H31V241L29 240V242H32V241H33V240H32V237H31V238L29 237ZM39 243H40V242H39ZM55 243H56V244H55ZM50 245H51V246H50ZM37 248L39 249V247H37ZM41 248L44 249L43 246L40 247V249H41ZM40 249H39V251H40ZM21 250H22V249H21ZM56 250H57V251H56ZM39 251H38V252H39ZM236 251H237V250H236ZM54 253H55V254H54ZM238 253H239V252H238ZM48 254H49L50 256H49ZM53 255H56V256H53ZM238 255H239V254H238ZM47 257H48V258H47ZM73 257H74L75 259H78V260L80 259V258H76V257H79V255L77 256L76 254H75V255L73 254ZM47 259H49V260H47ZM81 259H82V258H81Z\"/></svg>",
  "mask_w": 264,
  "mask_h": 264
}]
</instances>
